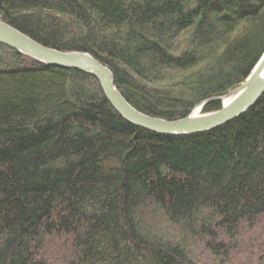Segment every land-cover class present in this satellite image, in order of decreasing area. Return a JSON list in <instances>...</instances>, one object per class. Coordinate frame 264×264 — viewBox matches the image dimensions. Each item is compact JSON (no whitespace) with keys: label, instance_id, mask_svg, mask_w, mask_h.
I'll use <instances>...</instances> for the list:
<instances>
[{"label":"trees","instance_id":"1","mask_svg":"<svg viewBox=\"0 0 264 264\" xmlns=\"http://www.w3.org/2000/svg\"><path fill=\"white\" fill-rule=\"evenodd\" d=\"M0 18L90 53L168 120L244 82L264 52V0H0ZM259 230L264 94L210 131L159 134L93 75L0 43V264H256Z\"/></svg>","mask_w":264,"mask_h":264},{"label":"water","instance_id":"2","mask_svg":"<svg viewBox=\"0 0 264 264\" xmlns=\"http://www.w3.org/2000/svg\"><path fill=\"white\" fill-rule=\"evenodd\" d=\"M0 43L45 64L78 69L93 75L113 108L128 122L166 135H191L210 131L251 109L264 94V53L244 82L227 93L198 103L185 117L168 120L135 108L117 87L109 66L82 51H63L37 42L0 18ZM220 102L219 109L204 112L206 104ZM199 108L196 113L195 109Z\"/></svg>","mask_w":264,"mask_h":264},{"label":"rangeland","instance_id":"3","mask_svg":"<svg viewBox=\"0 0 264 264\" xmlns=\"http://www.w3.org/2000/svg\"><path fill=\"white\" fill-rule=\"evenodd\" d=\"M264 53V52H263ZM262 56V55H261ZM261 58V57H260ZM259 58V59H260ZM259 61V60H258ZM257 61V62H258ZM257 64V63H256ZM255 67V66H254ZM254 69V68H253ZM197 105V104H196ZM195 105V106H196ZM194 106V107H195ZM158 220L156 219V220H154L153 221V223L154 224H156V222H157ZM260 231V233L262 234V236L260 235L259 237L258 236H256V239L255 240H263L264 239V231L263 232H261V230H259ZM263 242H264V240H263ZM47 248V247H46ZM54 250L52 249L51 250V254H52V256H55V258H57V256H58V253H59V251L61 250H59L56 246H54ZM48 254L50 255V253L48 252ZM244 259L243 260H245L246 258H248V256H247V252H244ZM51 256V255H50ZM59 257V256H58ZM251 259H252V262L253 263H256L257 264V261L259 260V264H261L263 261H264V250H263V248H262V250L261 251H253L252 252V254H251Z\"/></svg>","mask_w":264,"mask_h":264},{"label":"bare ground","instance_id":"4","mask_svg":"<svg viewBox=\"0 0 264 264\" xmlns=\"http://www.w3.org/2000/svg\"><path fill=\"white\" fill-rule=\"evenodd\" d=\"M25 34H26V33H25ZM28 36H29V35H28ZM30 37H31V36H30ZM31 38H32V37H31ZM33 39H34V38H33ZM34 40H35V39H34ZM36 41H37V40H36ZM37 42H39V41H37ZM48 47H49V46H48ZM217 96H220V95H217ZM212 97H214V96H212ZM199 103H200V102H199ZM195 112L198 113V112H199V108H196V109H195Z\"/></svg>","mask_w":264,"mask_h":264}]
</instances>
